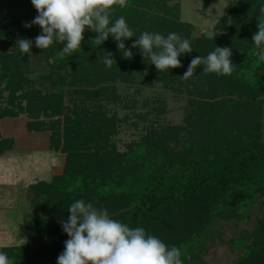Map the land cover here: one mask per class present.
Wrapping results in <instances>:
<instances>
[{
	"label": "trees",
	"instance_id": "16d2710c",
	"mask_svg": "<svg viewBox=\"0 0 264 264\" xmlns=\"http://www.w3.org/2000/svg\"><path fill=\"white\" fill-rule=\"evenodd\" d=\"M126 4L114 6L113 17L123 15L137 35L124 41L126 47L144 31L176 32L193 48L178 57L182 67L158 72L136 49L131 60L124 59L111 36L96 46L91 40L97 34L87 28L72 55H58L63 45L42 50L33 43L29 57L16 41H34L41 33L38 25L24 27L37 10L31 0H0V155L16 146L14 136L2 133V121L21 117L28 132L48 130L49 149L64 155L60 172L25 189L31 208L24 218L26 243L0 246L16 264H57L69 239L59 221L67 220L69 206L79 199L107 208L130 227H143L185 256L190 231L169 215L182 211L205 223L215 210L241 214L264 194V62L254 55L252 41L264 0H234L212 37L192 41L182 28L180 0ZM215 46L232 49L231 75L202 74L200 65L194 77L181 78L193 57H206ZM105 51L117 62L111 68L100 61ZM118 80L184 88L189 99L183 123L151 125L119 152L112 139L119 118L108 108L121 102ZM157 103L162 113L163 102ZM231 244L243 249L235 264H264V216L250 240Z\"/></svg>",
	"mask_w": 264,
	"mask_h": 264
},
{
	"label": "clouds",
	"instance_id": "9594fccd",
	"mask_svg": "<svg viewBox=\"0 0 264 264\" xmlns=\"http://www.w3.org/2000/svg\"><path fill=\"white\" fill-rule=\"evenodd\" d=\"M37 10L36 17L25 22L24 27L38 25L41 33L35 40L18 38L16 46L24 55L32 57L33 43L36 48L46 50L50 45H63L58 55L63 58L81 48L86 28L96 37L91 42L99 46L111 36L124 59L131 60V49H139L144 60H151L157 71L182 67L178 57L191 53L189 39L176 32L167 36L148 31L142 32L127 48L124 41L137 36L123 15L113 20L114 6L124 8L126 0H31ZM214 7L212 5L209 9ZM257 28L252 36L254 55L264 62V5L259 7ZM230 47L215 46L206 57L195 56L181 77H194L198 66L204 65L202 74L231 75L236 65L231 62ZM106 67L117 64L111 52L105 51L100 59ZM67 220L59 223L69 239L64 242V251L57 257V264H183L181 252L175 245H166L157 236L149 234L143 227H130L113 219L107 208L97 207L83 199L73 202ZM0 264H16L6 252L0 251Z\"/></svg>",
	"mask_w": 264,
	"mask_h": 264
},
{
	"label": "rangeland",
	"instance_id": "374dc122",
	"mask_svg": "<svg viewBox=\"0 0 264 264\" xmlns=\"http://www.w3.org/2000/svg\"><path fill=\"white\" fill-rule=\"evenodd\" d=\"M233 1L180 0V21L185 25L182 28L189 31L191 41L201 36L212 37L216 25L229 12ZM212 5L214 7L210 10ZM136 39L138 37L133 40ZM131 50L133 55L139 51ZM32 67L36 66L33 64ZM131 85L118 80L116 86L121 102L108 107L119 118L116 133L112 136L119 152L125 151L127 145L138 140L151 125L159 128L182 124L187 111L189 95L184 88L182 91L173 90L162 81L149 86H140L137 82ZM159 100L163 102L160 105L164 109L162 113L156 110ZM1 131L6 136H14L16 146L0 155V246L21 245L26 243L28 236L24 218L31 210L25 189L33 181L25 175L28 171L36 178H52L62 170L64 155L49 149L48 130L28 132L23 117L2 121ZM212 214L205 223L199 215H185L182 211L168 216L171 222L174 219L180 223L184 231H190L187 251L180 257L183 264H235L243 249L231 242L250 240L254 235L259 219L264 216V194L256 195L247 209L236 216L230 210L223 215L216 210Z\"/></svg>",
	"mask_w": 264,
	"mask_h": 264
},
{
	"label": "crops",
	"instance_id": "0c3cea01",
	"mask_svg": "<svg viewBox=\"0 0 264 264\" xmlns=\"http://www.w3.org/2000/svg\"><path fill=\"white\" fill-rule=\"evenodd\" d=\"M2 161H1V159H0V163H1ZM7 171H8V169H6ZM25 176H29L30 177V180H33L30 184H32V183H35V182H37V181H39V180H50V179H48V178H36L33 174H31V173H29L28 171H27V173H26V175ZM29 177H27V178H29ZM11 180V179H10ZM30 184H28V185H30ZM28 185H26V186H28ZM1 187H5V186H1ZM7 187H9V186H7Z\"/></svg>",
	"mask_w": 264,
	"mask_h": 264
}]
</instances>
